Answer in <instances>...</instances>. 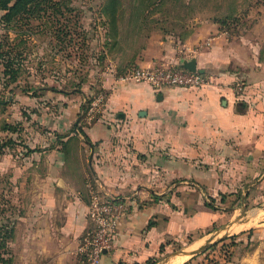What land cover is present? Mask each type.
<instances>
[{"label":"rangeland","instance_id":"obj_1","mask_svg":"<svg viewBox=\"0 0 264 264\" xmlns=\"http://www.w3.org/2000/svg\"><path fill=\"white\" fill-rule=\"evenodd\" d=\"M109 1L51 0L8 25L0 20V50L10 52L17 71L12 81L0 59V101L5 102L0 105V264H48L25 247L24 234L21 239L16 234L23 224L15 228L27 208L39 203L42 187L54 188L59 177L73 179L87 202L93 190L108 194L92 177L81 133L98 122H116L114 113L105 112L107 99L113 88L127 85L120 79L138 67L144 50L169 42L166 53L181 63L194 57L199 46L206 47L208 39L188 52L178 44L215 25L217 34L255 41L264 59V0H116L114 10L106 7ZM159 120L160 145L151 141L145 155H138V163L153 175L143 177L137 188L174 209L166 202L174 183L166 173L174 161L165 139L170 124L182 136L187 119L169 114ZM158 155L160 161L153 160ZM188 165L204 174L210 163L202 158L176 161L178 170ZM189 180L192 195L202 200L188 213L201 216L196 219L201 227L170 239L154 264H264V160L257 174L237 188L209 191L192 176ZM207 243L197 255H178Z\"/></svg>","mask_w":264,"mask_h":264},{"label":"crops","instance_id":"obj_2","mask_svg":"<svg viewBox=\"0 0 264 264\" xmlns=\"http://www.w3.org/2000/svg\"><path fill=\"white\" fill-rule=\"evenodd\" d=\"M215 30V25L206 26L178 44L188 52L208 39V46L198 49L194 57L180 61L195 58L198 68L205 70L206 85L196 90L172 88L160 93L147 84L117 86L105 106V112L115 114L116 122L107 125L98 122L85 131L90 142L81 145L89 147L88 164L96 186L104 187L109 195L128 199L126 214L100 264L155 261L162 254L161 245L165 249L168 241L175 240L178 234H190L201 227L196 220L201 216L192 217L188 213L202 200V196L192 195L189 177L209 191H223L226 185L237 188L242 181H249L263 164L262 50L255 41L230 39ZM166 43L169 42L160 41L144 50L138 67L177 63L176 58L166 53L171 51ZM169 114L187 119L182 136H177L175 125L170 124L165 139L170 147L169 160L174 161L169 163L166 173L170 181L174 180L167 190L172 196L166 202L177 207L174 209L166 208V204L137 188L143 177L153 175L152 169L146 172V165L138 163V155H145L151 141L160 145L161 138L156 132L163 126L159 119ZM125 145L131 148L126 149ZM198 158L210 163L204 174L193 170L191 165L179 170L176 167L178 159ZM153 160L160 161L159 155ZM120 177L122 181L115 179ZM226 177L232 180L225 182ZM123 182L128 188H121ZM150 189L146 188L147 192L157 194L158 188ZM41 193L39 203L30 205L23 222L19 220L15 226L16 230L21 224L24 227L16 234H20V239L24 234L25 247L39 252L48 264H82L78 249L91 229L87 216L89 201L82 197L73 179L58 177L54 188L44 186Z\"/></svg>","mask_w":264,"mask_h":264},{"label":"built area","instance_id":"obj_3","mask_svg":"<svg viewBox=\"0 0 264 264\" xmlns=\"http://www.w3.org/2000/svg\"><path fill=\"white\" fill-rule=\"evenodd\" d=\"M202 48L201 45L198 49ZM120 80L123 84H147L155 93L172 88L196 90L208 82L205 74L188 71L181 63L137 67L127 72ZM100 99L101 96L98 100ZM127 200L103 194L101 190H93L90 193L87 216L91 229L78 249L82 264H100L103 251L107 252L111 248L120 222L126 214Z\"/></svg>","mask_w":264,"mask_h":264},{"label":"trees","instance_id":"obj_4","mask_svg":"<svg viewBox=\"0 0 264 264\" xmlns=\"http://www.w3.org/2000/svg\"><path fill=\"white\" fill-rule=\"evenodd\" d=\"M49 2H51V0H0V12H3L0 20L3 24L8 25L19 16L31 14L33 11H36L40 7L47 5ZM116 3V0H110L106 7L114 10L116 7ZM56 9L58 11L59 8L56 7ZM10 56V52L0 50V59H2L3 61L4 75L8 76L12 81H14L16 79L15 77L17 71L12 68L13 62ZM4 103L5 102L0 101V105H3ZM6 128L10 129V126H6ZM81 134L85 139V143L88 144L90 140L87 135L84 132H82ZM12 233L13 230H9V236ZM163 250L164 246L161 245L160 253H163ZM154 262L155 261H147L146 264H154Z\"/></svg>","mask_w":264,"mask_h":264},{"label":"water","instance_id":"obj_5","mask_svg":"<svg viewBox=\"0 0 264 264\" xmlns=\"http://www.w3.org/2000/svg\"><path fill=\"white\" fill-rule=\"evenodd\" d=\"M182 67L188 71H191V72H195V71H198L199 73L201 74H204L205 73V70L202 69V68H198L197 66V61L195 58H192L190 60H183L182 63H181ZM143 115H145L143 113ZM208 243L203 245V246H200L199 248L195 249V250H191V251H181L178 253V255L180 256H188V257H192L194 255H197L199 253H201L204 249H206L208 247ZM103 253H106L105 251H103Z\"/></svg>","mask_w":264,"mask_h":264}]
</instances>
